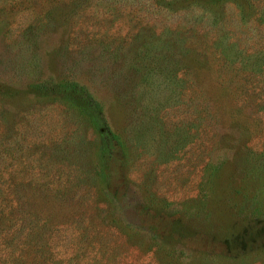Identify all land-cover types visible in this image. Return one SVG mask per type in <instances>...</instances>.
Returning <instances> with one entry per match:
<instances>
[{"label": "rangeland", "instance_id": "1", "mask_svg": "<svg viewBox=\"0 0 264 264\" xmlns=\"http://www.w3.org/2000/svg\"><path fill=\"white\" fill-rule=\"evenodd\" d=\"M0 264H264V0H0Z\"/></svg>", "mask_w": 264, "mask_h": 264}]
</instances>
